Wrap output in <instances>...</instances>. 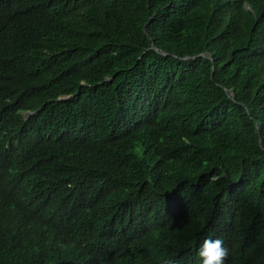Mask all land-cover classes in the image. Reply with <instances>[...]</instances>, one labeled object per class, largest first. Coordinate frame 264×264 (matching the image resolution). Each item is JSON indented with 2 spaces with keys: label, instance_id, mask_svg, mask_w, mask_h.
<instances>
[{
  "label": "trees",
  "instance_id": "1",
  "mask_svg": "<svg viewBox=\"0 0 264 264\" xmlns=\"http://www.w3.org/2000/svg\"><path fill=\"white\" fill-rule=\"evenodd\" d=\"M0 104V264H264V0H0Z\"/></svg>",
  "mask_w": 264,
  "mask_h": 264
},
{
  "label": "clouds",
  "instance_id": "2",
  "mask_svg": "<svg viewBox=\"0 0 264 264\" xmlns=\"http://www.w3.org/2000/svg\"><path fill=\"white\" fill-rule=\"evenodd\" d=\"M32 113L33 110L21 108L10 110L0 104V133L5 136L3 149L11 150L15 155H20L33 143L39 130L34 118L31 117ZM47 124L48 121L39 120L41 130L47 127ZM36 206H40V203L37 201ZM3 208H6V205L0 206V209ZM15 221V230L18 234L24 232L29 238L42 246L47 244L52 245L54 248L52 256L76 255L88 239V236L84 234L75 245L70 244L56 233L42 228L39 224H35L26 214H18L15 216ZM6 248L7 244L5 239L1 238L0 233V253ZM196 254L200 258V262H197V264H225L229 256V250L224 246V241L221 238L209 236L203 240ZM52 256L39 262L49 261Z\"/></svg>",
  "mask_w": 264,
  "mask_h": 264
}]
</instances>
